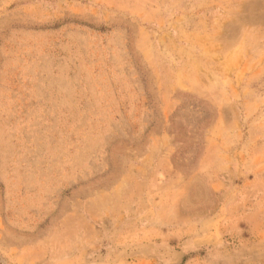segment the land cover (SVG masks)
Returning a JSON list of instances; mask_svg holds the SVG:
<instances>
[{
	"label": "rangeland",
	"instance_id": "1",
	"mask_svg": "<svg viewBox=\"0 0 264 264\" xmlns=\"http://www.w3.org/2000/svg\"><path fill=\"white\" fill-rule=\"evenodd\" d=\"M0 264H264V0H0Z\"/></svg>",
	"mask_w": 264,
	"mask_h": 264
}]
</instances>
